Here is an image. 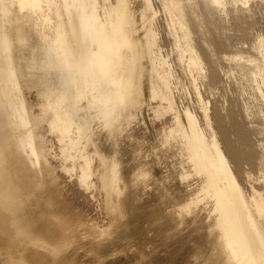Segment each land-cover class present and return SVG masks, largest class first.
Listing matches in <instances>:
<instances>
[{
    "label": "rangeland",
    "instance_id": "1",
    "mask_svg": "<svg viewBox=\"0 0 264 264\" xmlns=\"http://www.w3.org/2000/svg\"><path fill=\"white\" fill-rule=\"evenodd\" d=\"M79 1L88 19L86 33L95 37L96 156L90 177L87 167H80L78 209L37 211L38 217L54 213L64 239L76 235L67 256L54 264H210L214 258L218 264H257L231 227L225 198L235 199L223 162L245 189L253 185L264 190V176L257 180L227 144L228 140L245 154L258 151L264 142V107L251 88H239L237 74L226 77L210 53L240 50L258 57L254 43L264 36V0H223L212 12L210 30L208 16L193 0L202 28L188 24L209 59L203 69L206 76L195 81L203 97L210 99V122L204 119L193 76L179 58L160 0H153L156 18L150 23V43L155 56L147 84L141 64L136 67L128 54L113 56L118 0ZM138 2L127 0L128 9ZM126 25L122 32L129 31ZM132 67L144 103L130 110L119 86ZM246 101L254 112H246ZM18 213L6 212L0 218V264H5L2 253L8 249L21 255L34 249L28 217L24 211L22 216ZM218 232L232 236L243 249L240 260L223 246ZM20 260L16 258L17 264Z\"/></svg>",
    "mask_w": 264,
    "mask_h": 264
},
{
    "label": "crops",
    "instance_id": "2",
    "mask_svg": "<svg viewBox=\"0 0 264 264\" xmlns=\"http://www.w3.org/2000/svg\"><path fill=\"white\" fill-rule=\"evenodd\" d=\"M65 2L61 22L52 0H0V211L25 212L34 246L22 255L3 252L5 264L17 257L19 264H54L67 256L76 235L64 239L54 213L37 211L78 209L80 167L92 175L95 37L86 34L79 0Z\"/></svg>",
    "mask_w": 264,
    "mask_h": 264
},
{
    "label": "bare ground",
    "instance_id": "3",
    "mask_svg": "<svg viewBox=\"0 0 264 264\" xmlns=\"http://www.w3.org/2000/svg\"><path fill=\"white\" fill-rule=\"evenodd\" d=\"M40 0H26L28 3H38ZM132 9H128L127 0H118L114 5L116 10V22L118 23L117 44L114 47L113 56L121 58L128 54L137 67L143 66L145 83H148V73L153 69L152 58L155 56L154 46L150 43L151 26L150 23L156 18V10L153 0H138ZM162 9L168 13V24L171 35L174 38V44L179 51V58L189 69L194 79V87L202 104L204 119L210 122V99H205L201 92V87L195 81L200 77H205L204 67L209 64V59L203 54L197 46L189 22L202 28V24L194 9L193 0H160ZM198 5L202 7L208 16L209 30L213 28L212 12L216 6L223 0H197ZM56 6L57 14L61 21V7L67 4L65 0H52ZM80 4V1H79ZM66 7L63 8L65 10ZM113 22V19L111 20ZM62 22V21H61ZM129 28V31L122 32V25ZM88 34V33H86ZM213 39V38H212ZM126 43L128 46L126 47ZM211 43V42H210ZM254 47L259 56H245L242 51L236 50L230 53L222 51H211L210 55L216 58L217 68L230 76L235 73L240 83L239 88L247 85L256 93L264 107V36L256 38ZM127 61L126 58L123 60ZM248 61V62H246ZM136 67L131 68L130 75L120 81V92L123 95L124 105L128 108L142 107L144 100L139 96L140 88L138 86V73ZM197 75V76H196ZM224 108V106L222 105ZM248 114L254 112L249 102L244 103ZM263 117H264V110ZM105 114H108L105 112ZM189 118L192 119L190 114ZM260 131L264 132V125ZM229 151L235 157L238 163L246 162L250 167V172L254 173L257 180L264 176V142H261V148L251 154H245L235 149L230 141L227 140ZM221 159L224 158L220 151ZM223 168L232 190L234 202L225 198V204L229 212V220L234 230L237 241L249 250L250 258L257 264H264V190H259L251 185L249 191L245 189L236 179L234 172L229 164L223 162ZM3 212L0 211V218ZM219 219H223V210H220ZM225 223V221H224ZM214 230V229H213ZM217 237L223 239V246L234 254L239 260L244 251L238 247L232 236H223L221 232ZM36 244L49 252L55 251V246L51 243L35 240ZM210 264L215 263V258L210 260ZM33 264V263H31Z\"/></svg>",
    "mask_w": 264,
    "mask_h": 264
}]
</instances>
